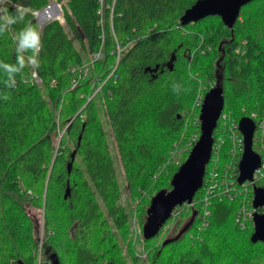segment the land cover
Here are the masks:
<instances>
[{
    "label": "trees",
    "instance_id": "trees-1",
    "mask_svg": "<svg viewBox=\"0 0 264 264\" xmlns=\"http://www.w3.org/2000/svg\"><path fill=\"white\" fill-rule=\"evenodd\" d=\"M6 1L0 6V264H37L27 206L44 208L42 264H51L52 256L60 264H127L128 213L119 204L110 133L144 225L151 198L171 189L172 176L200 136L199 94L219 85L223 113L236 123L252 113L264 121V0L243 6L232 29L219 16L181 25L198 0H104L103 24L100 0H67L66 24L51 22L40 33L42 87L31 82L28 65L37 25L10 3L39 9L48 0ZM115 40L126 46L118 78L87 102L94 76L109 75L115 63ZM102 43L104 58L71 89V68ZM218 128L214 139L223 134L222 158L229 161L231 143ZM212 166L211 160L206 174ZM205 195L200 189L194 208H182L168 221L175 226L166 245L164 239L157 245L159 235L145 240L149 263L264 264V242L251 241L253 223L242 228L235 222L241 201L212 195L203 228L198 217ZM127 247L135 264H143L135 247Z\"/></svg>",
    "mask_w": 264,
    "mask_h": 264
},
{
    "label": "built area",
    "instance_id": "built-area-1",
    "mask_svg": "<svg viewBox=\"0 0 264 264\" xmlns=\"http://www.w3.org/2000/svg\"><path fill=\"white\" fill-rule=\"evenodd\" d=\"M7 3L8 2L6 0H0V6L2 7ZM100 3H101V7L98 11V14L101 16V24H103V18L105 14L104 0H100ZM10 4L14 7H17L18 10H25L29 12L37 25V38L35 42L34 53L31 57L28 58V60H29V65L32 67L31 82L39 87H42L44 85V80L40 76L39 71L37 69V55L41 49L40 40H39L40 33L42 29L51 22H58L61 25L66 24V18H65L66 12L64 11V8L66 6L64 5L65 1L50 0L44 7L39 9H29L17 3H10ZM110 10L112 16L113 6L110 7ZM115 41L117 46L115 63L113 64V66L109 68L110 71L109 75L107 76L102 75L97 80V82H94V86H93L94 90L92 92L93 94H90L87 97V102L95 98V96L99 94L98 92L103 91L102 87H104V85L108 81L112 80L113 82H116L118 78V76L115 75V72L118 67L120 58L126 49V46H122L117 40ZM103 58H104L103 43L101 44L100 48L97 51L95 52L88 51L84 58V62L78 65V67L71 68V72L73 73L74 76L73 79L71 80V89L77 88L82 79L89 78L91 75L89 70L94 69L97 62H99ZM55 85H56V80H52L51 86H55ZM203 99H204V95L199 94L195 102V106L197 108L199 107V109H201ZM255 114L256 113H252L250 116L247 117L251 118L254 121V119L256 118ZM220 120L223 129L221 133L227 131L229 141L231 143L230 149L228 150V156L230 157V160L229 163H227V166L222 171L219 170L220 167H218V165L212 166L209 169L207 179L205 181L206 183L204 182L205 186L204 183L202 185V188H204V191L206 193L205 198L203 200V212L199 214L198 218L202 221L201 225L204 228V226L208 224L207 218L211 215V212L208 209L210 203V197L216 194L220 200L226 199L229 201H233V200L235 201L236 199H238L241 201V204L239 206V211L235 216V222L240 227L246 228L251 222L253 223L252 213L254 211L258 212V210L253 206L254 187H261L264 184V123L262 122L258 124L255 123L256 129L258 128L259 132H255L254 142H253V145L255 144L256 146V148H254V151L260 155L262 164L253 173L252 180H247L244 183L239 184L238 183L239 175L238 172L236 171V166L240 160L239 155L242 154L244 148V138L238 128L239 121L236 123L235 120H232L230 115L227 113L221 114ZM65 130L66 127L59 131L58 134L59 142L63 137ZM219 135L220 136L216 140L214 139L213 148L222 151V147L225 141L223 139V134H219ZM59 142L57 148L59 147ZM55 153H57L56 150ZM178 153L181 154L182 150L179 151ZM178 159H179L178 157L175 159L177 164L180 163ZM28 193L31 194L30 191H28ZM250 193H252L253 197L250 195ZM195 204L196 201L193 199L191 203H184L183 205L176 207L173 210L170 218H175L176 216H178L182 208L192 210ZM137 218L138 217H136V219L134 220L132 219V222L129 223V235L132 239L130 241H132V243L143 241L144 243L145 240L142 229L143 225L141 224V222H139L140 220L138 221ZM167 225L165 223L161 228V230L159 231L160 234L159 237L160 238L162 237V239L163 236L166 234L165 230L167 229L166 227ZM43 242L44 240L41 236V239L39 240L38 251L35 253L39 258L38 261H40L41 259ZM139 258L140 260L147 259V253H141L139 255Z\"/></svg>",
    "mask_w": 264,
    "mask_h": 264
},
{
    "label": "water",
    "instance_id": "water-1",
    "mask_svg": "<svg viewBox=\"0 0 264 264\" xmlns=\"http://www.w3.org/2000/svg\"><path fill=\"white\" fill-rule=\"evenodd\" d=\"M252 1L198 0L184 12L181 17V25L195 23L210 16H219L224 25L232 29L240 16L241 8ZM224 101L223 88L219 85L213 86L206 92L199 115L200 136L185 161L172 176L171 189L160 190L151 198L143 225L145 240L154 238L166 223V220L171 217L173 210L184 203H191L196 193L201 189L206 167L211 159L214 132L224 108ZM238 128L244 138L238 177V183L242 184L247 180H252L254 171L260 166L261 157L253 149V138L256 131L255 122L249 117H242L239 120ZM79 139H81V136ZM75 155L76 151L72 153V161ZM72 161L68 164L69 172L71 171ZM253 191L254 208H264V186L254 187ZM195 215L196 212L192 214L191 222L194 220ZM253 223L254 231L251 235V241L253 243L264 242V212H257ZM188 226L189 224L183 228L180 234L185 232ZM167 243L168 240H165L162 245L164 246ZM51 262L52 264H60L56 256H52Z\"/></svg>",
    "mask_w": 264,
    "mask_h": 264
},
{
    "label": "rangeland",
    "instance_id": "rangeland-1",
    "mask_svg": "<svg viewBox=\"0 0 264 264\" xmlns=\"http://www.w3.org/2000/svg\"><path fill=\"white\" fill-rule=\"evenodd\" d=\"M50 0H48L47 1V3L49 2ZM59 1H65V4L64 5H66L65 6V8H64V11L65 12H68V13H71L70 12V10H69V8H68V1L67 0H59ZM115 1V0H114ZM113 5H114V3H113ZM113 14V13H112ZM111 18H112V16H110ZM29 61V60H28ZM29 65V64H28ZM29 67H30V69L32 68L30 65H29ZM93 70H90L89 72H90V74H91V72H92ZM93 73V72H92ZM99 78L97 77V76H94V81H92V83H91V86H92V92H93V90H94V82H97V80H98ZM109 82V81H108ZM107 82V83H108ZM107 83L104 85V87H102L103 89L106 87V85H107ZM102 89V90H103ZM90 93V94H93V93ZM99 94H102V91H100V92H98ZM98 94V95H99ZM96 97V96H95ZM102 103H104V102H102ZM82 109H83V107H82ZM81 109V110H82ZM196 117V116H195ZM260 118H262V117H260ZM220 119H221V116H220ZM220 119H219V121H218V124L219 123H221L220 122ZM199 124H200V120H199ZM217 128H218V125H217ZM216 128V129H217ZM219 132H221V131H223V129H222V126H220L219 128ZM216 131V130H215ZM255 132H259V130H258V128L256 129V131ZM112 134L110 133V144H111V148H112V153L114 154V158H115V164H116V168H117V171H118V176H119V182H120V184H121V188H122V194H121V197H120V202H119V204H121V206H123L126 210H127V213H128V216H127V219H128V233H127V239H126V243H125V245H124V247H123V256L127 259V264H135V262H134V259H133V257L130 255V253H129V249H128V245L130 246V245H132V246H134L135 247V256L138 258V259H140L139 258V255L141 254V253H147L146 252V245H145V242L143 243V241H138V242H136V243H132V241H130V240H132L131 239V237H130V235H129V223L130 222H132V219L134 220V219H136V217H138L137 219H138V221L139 222H141V219H140V216H139V213H138V209H137V206H138V201L139 200H137V199H135L134 197H133V195H132V193L130 192V190H129V188H128V186H127V178H126V175H125V172H124V167H123V165H122V163L120 162V160H119V158H118V156H117V153L115 152V150H116V148H115V144H114V140H113V138H112V136H111ZM254 136H255V134H254ZM199 138V137H198ZM58 142H59V137H57V139H56V148H57V145H58ZM253 142H254V138H253ZM178 150V148H176V151ZM174 163L175 164H177L176 163V161L174 160ZM181 164V163H180ZM31 192V191H30ZM29 194V193H28ZM148 208V207H147ZM147 208H146V211H147ZM258 210V212H260L259 211V208L257 209ZM27 212H28V214H29V216L34 220V222H35V227H36V233H37V250L34 252V255H35V257H36V259H37V264H42V254H41V259H40V261H38V256L35 254L37 251H38V245H39V240L41 239V236H42V238H43V240H44V224H45V222H44V208H42V209H37V208H34V207H32V206H27ZM261 213H263V212H261ZM146 219V218H145ZM141 224H142V222H141ZM143 225V224H142ZM166 225H167V222H166ZM175 226V223L174 224H172V223H168V225L166 226L167 227V229L165 230L166 231V234L163 236V239L165 240L166 238H167V236H168V232H170L171 230H172V228ZM142 229H143V226H142ZM163 232H164V230H163ZM158 235L160 236V234L158 233ZM157 235V236H158ZM156 236V237H157ZM162 237L160 238H158L157 239V245H159V244H161V242H162ZM145 240V239H144ZM156 240V238L154 237V238H152V239H150V241H155ZM44 243V242H43ZM43 247V246H42ZM140 262L141 263H143V264H150L149 263V260H148V256H147V259H145V260H140Z\"/></svg>",
    "mask_w": 264,
    "mask_h": 264
},
{
    "label": "bare ground",
    "instance_id": "bare-ground-1",
    "mask_svg": "<svg viewBox=\"0 0 264 264\" xmlns=\"http://www.w3.org/2000/svg\"><path fill=\"white\" fill-rule=\"evenodd\" d=\"M117 70V69H116ZM90 71V70H89ZM205 96V95H204ZM202 104H203V100H202ZM221 114H223V111H222V113ZM255 116H256V118L254 119V122L256 123V124H258V123H264V121L260 118V116L258 115V113H256L255 114ZM80 140V139H79ZM198 140V139H197ZM197 140L195 141V143L197 142ZM195 145V144H194ZM192 149V148H191ZM222 151L221 150H216V149H214L213 148V150H212V155H211V157H212V164H213V166H217L218 165V167H220V166H222V169H221V171L227 166V163H229V161H225L223 158H222ZM239 157H240V160H241V157H242V154H240L239 155ZM239 160V161H240ZM210 161H211V159H210ZM209 161V162H210ZM182 164V163H181ZM180 164V165H181ZM261 164H262V161H260V166H261ZM236 171L238 172V175L240 174V172H239V163H237V166H236ZM255 172V171H254ZM207 173V167H206V172H205V176H204V179H203V183L206 181V179H207V177H206V175H208V174H206ZM263 186H264V184H263ZM250 195L253 197V195H254V193H253V195H252V193H250ZM211 201H210V203H209V205H211ZM241 204V203H240ZM209 207V206H208ZM238 211H239V209H238ZM237 211V212H238ZM257 212L256 211H254L253 213H252V219L254 220V217H255V214H256ZM260 213V212H259ZM237 214V213H236ZM172 218H168L167 220H166V222H168V221H170ZM194 221V220H193ZM193 221L191 222V220L185 225V226H187L188 224H189V226H188V229L190 228V226L192 225V223H193ZM191 222V223H190ZM254 224V223H253ZM158 235V234H157ZM156 235V236H157ZM155 236V237H156ZM145 239V238H144ZM150 240V239H149ZM51 264H52V262H51Z\"/></svg>",
    "mask_w": 264,
    "mask_h": 264
}]
</instances>
